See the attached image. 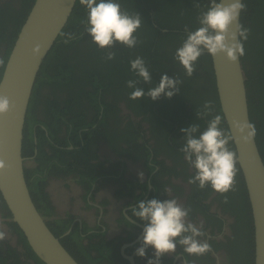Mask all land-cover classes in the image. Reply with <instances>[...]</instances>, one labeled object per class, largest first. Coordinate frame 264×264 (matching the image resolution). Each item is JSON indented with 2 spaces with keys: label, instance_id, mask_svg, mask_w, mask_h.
Instances as JSON below:
<instances>
[{
  "label": "flooded vegetation",
  "instance_id": "1",
  "mask_svg": "<svg viewBox=\"0 0 264 264\" xmlns=\"http://www.w3.org/2000/svg\"><path fill=\"white\" fill-rule=\"evenodd\" d=\"M20 1L0 0V10L18 9ZM179 46L164 43L166 59L161 69L168 71L161 75H176L183 84L187 76L173 59ZM4 51L2 44L0 59ZM200 76L196 87L207 93V74L200 71ZM120 78L119 86L98 94L93 104L82 96L81 101L70 96L58 86L52 93L47 81L39 84L37 94L28 102L22 127L24 178L37 210L50 219L46 222L49 229L57 230L65 245H72L85 264H147L153 250L149 248L143 258L134 255L143 223L132 222L128 210L141 199L175 197L191 208L189 220L203 225L204 239L212 250L189 256L177 246L175 256L164 255L160 264H184L185 259L194 264H244L246 257L240 254L243 241L233 230L235 216L217 199L220 194L210 191L203 195L196 184L188 183L194 171L180 152L184 142L180 129L191 124V104L185 96L192 88L180 85L185 106L184 113L178 115L181 124L179 119L161 113L174 111L172 105L178 97L149 98L144 108L148 97L129 99L132 89L126 81L136 79L134 75L124 73ZM79 107L82 117L86 116V126L80 128ZM166 188L171 189L170 194ZM7 210L0 209L2 230L6 232L0 241V264H36L9 221Z\"/></svg>",
  "mask_w": 264,
  "mask_h": 264
},
{
  "label": "trees",
  "instance_id": "2",
  "mask_svg": "<svg viewBox=\"0 0 264 264\" xmlns=\"http://www.w3.org/2000/svg\"><path fill=\"white\" fill-rule=\"evenodd\" d=\"M33 1L21 0L18 9L8 8L6 11L0 10V46L2 44L5 45V51L1 57L4 60V64L0 66V79L17 34L31 9ZM206 1L209 2V0H117L122 9L127 10L129 13L138 12L144 22L136 33L140 43L131 49L127 47L130 53L127 52L126 46L117 43L112 49H109L116 53L115 58L109 61L104 58L107 50L99 49L84 31L85 25L82 24V21L87 20L88 12L84 6L80 5L79 0H75L74 7L65 26L42 61L29 100L37 94L39 84H43L41 83L42 81H47L51 85L52 93L55 92V87L58 86L66 90V93L70 96L79 97L80 101L84 97L90 104L96 103L98 94L105 92L109 87L119 86L122 83L121 75L124 73L130 76L134 75L130 71L129 63L130 60L134 59L133 56L143 57L153 76L152 84H145L143 87L147 91L150 87L159 83L156 79L160 80L161 73L168 71V68L161 69L166 59V53L163 50L164 43L171 42L174 45H181L186 36L184 26L187 25L192 30L198 26L196 18L200 11L207 7L208 2ZM243 2L247 7L246 11L240 15V23L250 31L247 40L243 42L245 54L240 57V60L247 78L245 86L248 119L255 126L254 138L264 163V0H243ZM196 3H199L201 8L195 7ZM164 14L166 15L164 16ZM62 34H74L75 38L65 43L67 35ZM211 63L209 54L202 55L196 63L194 74L191 77H186L182 84L184 88H192V91L185 96V99L191 104L189 116L191 124H199L201 131L204 130L207 121L212 116L219 114L223 118ZM122 70H125V72H122ZM200 71H204L207 74L204 77L209 85L207 93L200 92L201 90L196 87L197 81L201 77ZM57 83L59 85H56ZM99 90L102 91L100 92ZM182 94L183 92H180L175 95L178 98L174 100L172 105L174 111L163 110L161 113L173 116L175 120H178V115H182L185 111L181 98ZM205 101L213 102V112L210 116L197 118L196 111L202 110ZM67 102L71 101L67 100ZM148 103L149 98H146V102L143 103L144 108H147ZM82 111L79 107L78 115L80 119L77 122L78 128L86 126V116L82 117ZM179 121L183 124L181 119ZM220 127L228 132L223 119ZM24 146L25 140L23 137L21 152ZM229 147L235 151L232 141ZM236 167L238 172L234 191H229L224 195L220 194L217 199L222 202L225 209L235 216L233 230L234 235L243 241L240 246V254H242V257H246L244 264H254L251 208L238 164ZM198 190L203 192V195L213 191L207 186ZM225 196H227V202H224ZM1 208L7 210L0 195ZM7 216H10L8 210ZM13 226L36 264H44L30 250L24 235L17 225L13 223ZM51 231L56 237H59L60 233L57 230L53 229ZM64 239L59 237L64 249L79 264H85L75 253L72 245L70 247L65 245Z\"/></svg>",
  "mask_w": 264,
  "mask_h": 264
},
{
  "label": "clouds",
  "instance_id": "3",
  "mask_svg": "<svg viewBox=\"0 0 264 264\" xmlns=\"http://www.w3.org/2000/svg\"><path fill=\"white\" fill-rule=\"evenodd\" d=\"M79 3L88 12L87 20L82 21L84 31L99 49L107 50L104 57L106 60L115 58V51L109 49L117 43L130 49L140 43L136 33L144 21L138 12L129 13L122 9L117 0H79ZM194 6L201 8L199 3ZM246 7L243 0H209L207 7L196 18L198 26L194 30L184 26L186 36L175 50L173 59L183 68L187 77L194 74L198 59L206 53L214 57L222 55L232 63L245 54L243 42L247 40L250 30L240 23V15L246 11ZM62 35H67L65 43L75 38L74 34ZM129 63L130 71L137 77L126 81V86L132 89L129 99L139 100L147 96L156 101L161 96L170 99L179 93L182 80L176 75L170 78L166 73L160 76L158 84L145 91L140 84H152L151 72L145 59L137 56ZM3 64L4 60L0 59V66ZM14 108L15 104L6 95H0V116L7 115ZM212 112L213 102L205 101L202 110L196 111V116L204 118ZM221 123L222 117L217 114L207 121L202 131L200 125L195 123L181 128L184 142L180 152L194 171L188 180L189 184H196L200 189L207 186L224 195L235 189L238 156L229 147L233 141L232 134L220 127ZM233 127L240 142L247 143L254 139V124H234ZM7 167L4 160L0 159V171ZM140 175L142 177L143 174ZM164 191L171 193L170 188ZM224 202H227V196ZM128 211L131 212L132 222L139 220L143 223L142 238L134 255L143 258L149 248L153 250V257L147 260V264H160L161 257L166 254L175 256L177 246H181L189 256H202L212 250L204 239L203 225L191 222V208L181 204L175 197L163 200L141 199ZM3 225L4 219L0 216V241L6 238ZM184 264L194 262L185 259Z\"/></svg>",
  "mask_w": 264,
  "mask_h": 264
},
{
  "label": "water",
  "instance_id": "4",
  "mask_svg": "<svg viewBox=\"0 0 264 264\" xmlns=\"http://www.w3.org/2000/svg\"><path fill=\"white\" fill-rule=\"evenodd\" d=\"M75 0H34L6 60L0 79V95L15 108L0 116V159L8 167L0 171V195L9 210V221L17 225L28 247L44 264H79L49 229L30 196L21 153L23 124L32 88L46 54L65 26ZM39 45L38 48L36 46ZM36 51L33 52V49ZM223 120L233 136L237 164L249 200L253 224L254 264H264V163L255 138L237 139L234 124L250 123L240 57L228 62L222 55H210ZM230 222L231 218L228 219ZM229 232V229H226Z\"/></svg>",
  "mask_w": 264,
  "mask_h": 264
}]
</instances>
